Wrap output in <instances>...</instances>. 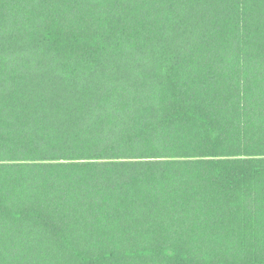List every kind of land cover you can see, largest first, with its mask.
Listing matches in <instances>:
<instances>
[{"label":"trees","instance_id":"trees-1","mask_svg":"<svg viewBox=\"0 0 264 264\" xmlns=\"http://www.w3.org/2000/svg\"><path fill=\"white\" fill-rule=\"evenodd\" d=\"M0 264H264V0H0Z\"/></svg>","mask_w":264,"mask_h":264}]
</instances>
